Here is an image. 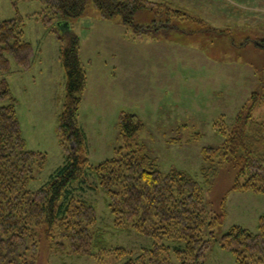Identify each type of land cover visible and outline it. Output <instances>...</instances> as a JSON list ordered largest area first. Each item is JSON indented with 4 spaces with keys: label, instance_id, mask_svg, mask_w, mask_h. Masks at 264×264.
Returning a JSON list of instances; mask_svg holds the SVG:
<instances>
[{
    "label": "rangeland",
    "instance_id": "rangeland-1",
    "mask_svg": "<svg viewBox=\"0 0 264 264\" xmlns=\"http://www.w3.org/2000/svg\"><path fill=\"white\" fill-rule=\"evenodd\" d=\"M173 4L174 10L187 15L184 19L159 23L157 30L145 29L141 34L120 17L101 18L93 6L86 16L70 21L69 32L80 40L79 54L87 72L79 122L87 136L88 159L98 166L120 156L118 150L124 146L120 115H138L144 126L136 141L143 154L154 158L163 173L186 172L202 183L210 217L225 216L224 223L216 226L215 236L209 237L212 249L205 264H238L221 247L220 238L234 226L258 231L264 193L233 190L238 171L230 164H216L218 172L210 183H205L201 170L203 150L225 143L226 137L218 129L232 126L255 93L260 101L254 116L264 120V48L260 46L264 41V0H203L201 10ZM41 9L36 0L21 1L17 10L12 0H0V20L19 14L24 20V40L35 49L31 70L21 71L10 57L13 73L7 76L18 101L27 149L47 156L44 168L29 185L32 191L44 186L65 162L58 121L67 77L60 60V39L39 19ZM152 20L151 16L141 22L152 27ZM69 32L59 30L65 36ZM77 188V198L97 210L94 229L104 232L105 249L77 257L60 237L56 241L66 244L64 251L38 232V246L32 249L29 243L25 255L29 261L125 264L152 247L153 241L130 224H117L95 176H88ZM119 249L129 255L120 257Z\"/></svg>",
    "mask_w": 264,
    "mask_h": 264
},
{
    "label": "trees",
    "instance_id": "trees-1",
    "mask_svg": "<svg viewBox=\"0 0 264 264\" xmlns=\"http://www.w3.org/2000/svg\"><path fill=\"white\" fill-rule=\"evenodd\" d=\"M21 1L30 0H12L16 10ZM36 1L42 4L39 19L49 32L57 33L61 43L60 60L67 84L58 134L65 162L44 186L36 191L29 189L44 168L47 156L27 149L17 113L18 101L7 76L13 73L10 57L21 71L31 70L35 49L24 40V20L19 14L14 19L0 20V264H35V258L29 261L25 255L29 243L32 249L38 246V232L50 242L60 237L77 257L104 250V232L94 229L95 206L75 194L90 175L106 193L117 224L128 223L153 241L152 247L144 248L125 264H205L212 249L209 237L215 236L214 230L224 223L225 216L210 217L202 183L186 172L163 173L154 158L143 154V147L136 141L144 126L138 115H120L124 138V146L118 150L120 156L98 166L89 161L87 136L79 122L87 86V72L79 54L80 40L69 30L67 36L59 34L58 25L86 16L91 6L103 19L120 17L138 34L145 29L157 30L159 23L187 15L152 0ZM151 16L152 27H147L141 21ZM260 46L264 48V41ZM259 101V94L255 93L252 103L240 110L232 126L218 129L226 137L221 147L203 150L205 164L201 173L205 183L217 174L216 164L227 163L238 171L233 190L264 193V120L254 116ZM219 242L238 264H264V215L256 233L234 226ZM55 244L66 249L64 243ZM117 252L120 257L129 255L123 249Z\"/></svg>",
    "mask_w": 264,
    "mask_h": 264
},
{
    "label": "crops",
    "instance_id": "crops-1",
    "mask_svg": "<svg viewBox=\"0 0 264 264\" xmlns=\"http://www.w3.org/2000/svg\"><path fill=\"white\" fill-rule=\"evenodd\" d=\"M160 3H165L170 7H171V5H174L173 3H178V4L180 3L183 6H197L198 7L197 10H201L202 9L201 4L203 3V0H165V1L162 0V1H160ZM239 6H241V4H239ZM183 8H185V7H183ZM200 19L202 20L203 18H201V16H200Z\"/></svg>",
    "mask_w": 264,
    "mask_h": 264
},
{
    "label": "water",
    "instance_id": "water-1",
    "mask_svg": "<svg viewBox=\"0 0 264 264\" xmlns=\"http://www.w3.org/2000/svg\"><path fill=\"white\" fill-rule=\"evenodd\" d=\"M58 25H59L62 29L69 28V23H68V22L63 23V24L59 23Z\"/></svg>",
    "mask_w": 264,
    "mask_h": 264
}]
</instances>
